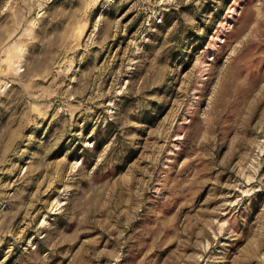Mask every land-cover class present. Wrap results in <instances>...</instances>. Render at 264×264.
<instances>
[{
	"label": "rangeland",
	"instance_id": "1",
	"mask_svg": "<svg viewBox=\"0 0 264 264\" xmlns=\"http://www.w3.org/2000/svg\"><path fill=\"white\" fill-rule=\"evenodd\" d=\"M0 264H264V0H0Z\"/></svg>",
	"mask_w": 264,
	"mask_h": 264
}]
</instances>
